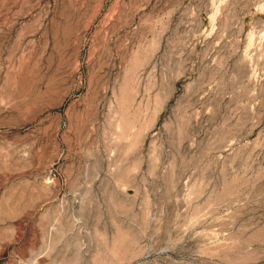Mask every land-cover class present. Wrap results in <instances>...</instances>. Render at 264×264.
I'll use <instances>...</instances> for the list:
<instances>
[{"label": "rangeland", "instance_id": "1", "mask_svg": "<svg viewBox=\"0 0 264 264\" xmlns=\"http://www.w3.org/2000/svg\"><path fill=\"white\" fill-rule=\"evenodd\" d=\"M0 264H264V0H0Z\"/></svg>", "mask_w": 264, "mask_h": 264}, {"label": "bare ground", "instance_id": "2", "mask_svg": "<svg viewBox=\"0 0 264 264\" xmlns=\"http://www.w3.org/2000/svg\"><path fill=\"white\" fill-rule=\"evenodd\" d=\"M15 123H16V122H15ZM15 126H16V125H15ZM259 243H260V242H259ZM259 243H258V244H259ZM258 244H257V245H258ZM238 248H239V247H238ZM253 249H254V248H253ZM250 250H252V249H250ZM234 251H236V249H235ZM251 253H252V252H251ZM223 257H224V256H223Z\"/></svg>", "mask_w": 264, "mask_h": 264}]
</instances>
